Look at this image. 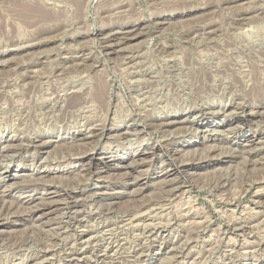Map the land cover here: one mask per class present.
I'll return each instance as SVG.
<instances>
[{
	"label": "rangeland",
	"instance_id": "obj_1",
	"mask_svg": "<svg viewBox=\"0 0 264 264\" xmlns=\"http://www.w3.org/2000/svg\"><path fill=\"white\" fill-rule=\"evenodd\" d=\"M1 138L0 264H264V0H0Z\"/></svg>",
	"mask_w": 264,
	"mask_h": 264
},
{
	"label": "bare ground",
	"instance_id": "obj_2",
	"mask_svg": "<svg viewBox=\"0 0 264 264\" xmlns=\"http://www.w3.org/2000/svg\"><path fill=\"white\" fill-rule=\"evenodd\" d=\"M117 31V30H116ZM131 34V33H130ZM123 40V39H122ZM128 40V39H127ZM128 42V41H127ZM123 44V43H122ZM118 45V44H117ZM125 46V45H124ZM120 50V49H119ZM255 60V59H254ZM149 71V70H148ZM90 74V73H89ZM182 74V73H181ZM136 80V79H135ZM142 80H143V78H142ZM181 81V80H180ZM151 82V81H150ZM182 82V81H181ZM72 84V83H71ZM163 84V83H162ZM117 86V85H116ZM127 87V86H126ZM12 88V87H11ZM225 88V87H224ZM96 91V90H95ZM98 92V91H97ZM96 92V93H97ZM127 92V91H126ZM95 93V94H96ZM99 93V92H98ZM99 94H101V93H99ZM98 95V94H97ZM96 95V96H97ZM210 95V94H209ZM63 96V95H62ZM99 96V95H98ZM146 97V96H145ZM98 98V97H97ZM71 99H72V103L70 102V98H69V104H68V108H70V110L71 109H78L80 106H81V102H80V97L78 96V94L76 93V92H73L72 94H71ZM138 99V98H137ZM152 99V98H151ZM130 100V99H129ZM190 100V99H189ZM48 101V100H47ZM137 104V103H136ZM126 106V105H125ZM142 107V106H141ZM143 108V107H142ZM92 109V108H91ZM114 112V111H113ZM96 114V113H95ZM243 114V113H242ZM94 115V114H93ZM87 117V116H86ZM91 117V116H90ZM174 122V121H173ZM175 123H173V125H174ZM171 125H172V122H171ZM176 125V124H175ZM230 130V129H229ZM78 135V134H77ZM89 135V134H88ZM84 136V135H83ZM86 136V135H85ZM84 136V137H85ZM262 139V138H261ZM13 140V139H12ZM11 139H8V140H6V139H3L2 140V138L0 139V146L1 145H3V144H5V146L4 147H2V148H0V166H1V164H3V162H8V163H10L11 161H12V159H13V157L11 156V155H13V154H11L10 156H9V154H5V155H3V151H4V149H7V151H5V153L6 152H9L10 151V149H12V147L14 146V145H12L11 144V141H12ZM31 140V139H30ZM33 142H36V141H31V144L33 143ZM130 143V142H129ZM48 144V142H44V143H41L39 146H34V148L37 150V149H40L39 147H44L45 145H47ZM28 145V144H27ZM187 148H188V146H187ZM151 150H153V149H151ZM48 152V151H47ZM144 152V151H143ZM43 153V152H42ZM15 154V153H14ZM152 154L154 155L155 153H153L152 152ZM79 157V156H78ZM89 160L90 161H92L93 160V157L91 156V157H89ZM38 159H32V164H37L38 162ZM47 163V162H46ZM129 173V172H128ZM225 174V173H224ZM164 175V174H163ZM165 175H169V174H165ZM82 176V175H81ZM15 177V176H14ZM27 178V177H26ZM224 178V177H223ZM42 178L40 177V178H38L37 180L38 181H40ZM1 180H3L2 178H0V181ZM47 183V182H46ZM248 183V182H247ZM45 187H51L50 185H44ZM174 189H176V188H173V190ZM173 190H171V191H173ZM170 191V192H171ZM52 192V191H51ZM50 192V193H51ZM66 192V191H65ZM175 192V191H174ZM49 193V194H50ZM131 193V192H130ZM48 194V195H49ZM58 195V194H57ZM74 195V194H73ZM172 195V194H171ZM66 196V195H65ZM64 196V197H65ZM69 196H71V195H69ZM179 196V195H178ZM4 197L5 196H2V198L1 199H4ZM25 197V196H24ZM28 197L29 196H26L24 199L25 200H22L23 202L22 203H24L23 205H25L26 206V204H28L29 203V201H28ZM70 198V197H69ZM68 198V199H69ZM6 200V199H5ZM5 200H1L0 201V217H2L3 215L5 216V215H8L9 213H10V211H12V204H6L7 203V201H5ZM10 200V199H9ZM62 200V199H61ZM51 202V201H50ZM59 202V201H58ZM70 203V202H69ZM18 204H19V202H18ZM21 204V203H20ZM59 204V203H58ZM57 204V205H58ZM64 204V203H63ZM54 205V204H53ZM52 205V206H53ZM61 205V204H60ZM64 205H66V204H64ZM63 205V206H64ZM47 207V206H46ZM65 207V206H64ZM171 207V206H170ZM24 209H28L27 207H23ZM50 208V207H49ZM156 208V207H155ZM65 209L67 210L68 208L67 207H65ZM55 210H57L56 208H55ZM77 210V209H76ZM36 211V210H35ZM34 210H28L27 211V213L29 214V218L28 219H32L33 218V216H34V212H35ZM52 211H54V210H52ZM63 211V210H62ZM75 211V210H74ZM73 211V212H74ZM50 212V211H49ZM56 212V211H55ZM69 212V211H68ZM77 212V211H76ZM76 212H74V213H72L71 215H77V213ZM147 212V211H146ZM13 213V212H12ZM14 214H16V211H15V213ZM81 214V213H80ZM249 214V213H248ZM71 215H69L68 216V220L66 221V222H64L65 223V226H66V228H72L73 226H76V225H79L78 223L77 224H75V222L73 221L74 220V218L75 217H78V216H71ZM18 216V215H17ZM80 216V215H79ZM13 217H14V215H13ZM22 217V216H21ZM132 217H134L133 215H132ZM63 218V217H62ZM10 219V218H9ZM67 219V218H66ZM13 220V219H12ZM11 220V221H12ZM131 222V221H130ZM5 223H8V221L6 220V222ZM10 223V222H9ZM62 223V222H61ZM17 224V223H16ZM152 224V223H151ZM166 224V223H165ZM255 224V223H254ZM1 225V224H0ZM54 225V224H53ZM257 226V225H256ZM52 228V227H51ZM63 228V227H62ZM61 228V229H62ZM66 228H65V230H66ZM133 228V227H132ZM141 228V227H140ZM77 229V228H76ZM111 229V228H110ZM126 229V228H125ZM60 230V229H59ZM74 230V229H73ZM79 231V230H78ZM259 232V231H258ZM117 233V232H116ZM103 234V233H102ZM143 234V233H142ZM216 235V234H215ZM76 236V235H75ZM77 237H78V240H79V242H80V244L82 245V244H84L85 242H88V240L89 239H87V236H86V234L84 233V232H81L80 231V233L78 232L77 233ZM101 237V236H100ZM42 238V237H41ZM89 238H92V237H89ZM95 238V237H94ZM77 240V241H78ZM91 240V239H90ZM89 240V241H90ZM93 240V239H92ZM91 240V241H92ZM210 240V239H209ZM242 240V239H241ZM196 241V240H195ZM208 241V240H207ZM37 243V242H36ZM231 243V242H230ZM78 244V243H77ZM80 244H78V245H80ZM25 245V244H24ZM216 245V244H215ZM90 246H92V245H90ZM107 246V245H106ZM51 247V246H50ZM78 247V246H77ZM81 247H83V246H81ZM224 247V246H223ZM71 248V247H70ZM88 248V247H87ZM86 248V249H87ZM64 249V248H63ZM3 250V249H2ZM81 250H82V248H81ZM81 250L79 251V252H81ZM49 251V250H48ZM26 252V251H25ZM30 252V251H29ZM46 252V251H45ZM45 254V253H44ZM45 256V255H44ZM40 262H41V260H40ZM186 262V261H185ZM193 263V262H192Z\"/></svg>",
	"mask_w": 264,
	"mask_h": 264
}]
</instances>
